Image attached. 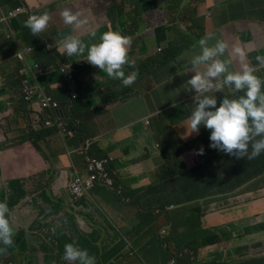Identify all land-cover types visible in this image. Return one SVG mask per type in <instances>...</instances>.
<instances>
[{
  "label": "crops",
  "instance_id": "0c3cea01",
  "mask_svg": "<svg viewBox=\"0 0 264 264\" xmlns=\"http://www.w3.org/2000/svg\"><path fill=\"white\" fill-rule=\"evenodd\" d=\"M21 4L27 6L32 15L45 11L49 14V24L43 30L49 43L61 44L66 36L75 35L87 45L98 42L105 31L128 36L131 41L128 57L136 66L159 55V50L166 51L172 44L190 43L192 48L178 58L176 65L159 69L158 62L156 70L137 79L130 95L122 98L127 101L112 109L110 106L108 113L101 117L90 114L89 98L92 103L101 100L100 93L113 81L99 69L92 71L95 66L71 67V73L80 79L77 82L82 99L72 109L78 135L68 146L80 147L83 140L93 139V155L99 158L111 155L116 159L110 166L116 190L100 185L89 198L74 201L68 192L72 180L71 161L65 156L64 143L57 134H44L34 145L15 144L2 149L1 144L7 141L4 133L11 140L15 138L22 115L16 106L13 85L17 65L11 57L14 44L0 36V100L5 101L0 110L3 137L0 139V182L9 179L11 183L5 192L14 227L13 240L18 244L14 264H59L65 243L87 249L95 258V264H169L164 256L168 253L166 247L163 246V256L162 251L156 253L157 242H162L163 234L171 244L175 228H184V225L177 219L176 211L167 212L169 207L178 206L176 188L171 190L160 184L168 165L164 151H172L175 144L169 142L165 147L163 139L172 135L189 141L209 135V130L204 128L198 133H189L188 115L200 94L186 81L195 71L205 68L200 65L193 69L190 65L192 56L199 52V45L194 48L197 42L192 33L203 30L201 36L210 35V44L217 39L223 41L226 49L221 59L230 61V71H239L247 65L264 79V64L256 59L264 57V0H3L5 8ZM5 8H0V15ZM65 8L78 12L82 23L64 24L60 13ZM24 22L25 17L12 21L19 31L18 42L34 45L36 58L45 65L54 63L41 52L40 43L24 27ZM93 32L95 37L91 35ZM236 48L244 51L243 57L234 51ZM58 54L53 52L59 61L66 63ZM77 57L85 59L84 55ZM212 79L222 85L220 90H211L218 106L224 96L232 98L233 95L229 87L223 86L222 77ZM148 119L155 120L162 136L157 138L158 132L147 128ZM95 138H99L98 142ZM259 156L263 157L264 152ZM72 160L82 171L83 158L75 154ZM30 170L34 171L33 181L28 174ZM5 171L9 173L8 178L3 175ZM188 206L202 209V224L198 227L204 236L213 232L225 239L226 231L233 235L230 241L225 239L201 248L199 259L208 263L237 264L246 255L253 257L251 252L254 258L264 256V231L245 235L246 228L258 223L264 225V175L229 197L218 193ZM182 218L187 220L188 213ZM189 231L197 230L191 226ZM38 245L41 248L45 245V256L41 259L29 255Z\"/></svg>",
  "mask_w": 264,
  "mask_h": 264
},
{
  "label": "clouds",
  "instance_id": "9594fccd",
  "mask_svg": "<svg viewBox=\"0 0 264 264\" xmlns=\"http://www.w3.org/2000/svg\"><path fill=\"white\" fill-rule=\"evenodd\" d=\"M1 7L5 8L3 0H0ZM5 9L6 11L0 15V36L5 41L14 44L11 57L17 61V65L13 85L16 91V106L21 110L22 123L19 124L15 138L12 140L8 138L7 133H4L7 141L5 140L6 142L1 144L2 149L9 148L15 144L22 147L34 145L38 143L33 137L34 134L42 133L41 136H44V134L49 132L55 133L64 143L65 156L71 161L72 180L68 185V192L74 201L89 198L91 193L100 185L107 187L111 191H115L116 181L110 171V166L116 160L115 157L109 155L108 157L99 158L93 155L91 153V148L94 144L93 139L83 140L80 147L68 146V142L78 135L77 124L72 119V109L82 99V91L77 82L80 79L74 77L71 73V67L83 69V67L92 68L95 66L92 71L96 72L99 69L101 72L107 74L108 80L113 81L109 86L104 88L106 90L103 94L100 93L99 97H101V100H96L92 103V99L89 98L91 103L89 106L90 114L101 117L108 113L107 110L110 106L112 109L113 106L127 101L128 99L123 101L122 98L130 95L133 90V87L130 88V85L132 86L138 81L136 80L137 71H129V69L137 67L128 57V46L131 43L130 38L116 31H105L99 36L98 42L87 45L75 35L66 36L61 41V44L55 42L49 43L45 40L43 31L50 21V16L46 11L39 15H32V12L24 4ZM111 10L113 11L114 8L112 7ZM10 13L13 14L10 15ZM60 15L64 24L79 25L82 23L78 19L79 13L73 12L70 9L65 8L61 11ZM20 17H25L24 27L27 30L30 29L31 32L29 33L40 43L41 52L52 58L54 63L45 65L36 58V47L34 45H21L18 42L17 36L19 31L12 25V21ZM114 18L116 19V17ZM192 34H194L193 37L196 38L197 42L194 48L199 45V52L192 56L190 65L193 69L200 65H204L205 68L203 71H195L194 75L186 81V84L192 90L200 94L196 96L194 107L190 109V115H188L189 133H198L201 128H204L209 130V135L204 134L189 141L205 138L209 140L208 147L210 149L234 156L237 159L244 157L247 159L254 158L256 161L260 160L264 163V156H259L264 152V91H262L264 79L257 76L254 70L247 65H243L239 71H230L228 67L230 61L228 59H221L226 49V44L223 41L217 39L215 43L210 44V35L202 37L200 31ZM91 35L95 37L96 34L93 32ZM191 48L192 44L190 43L172 44L166 51L163 49L159 50L160 54L155 57L153 56L148 61H155L156 67L159 62V69L171 64L176 65L178 58L187 53ZM234 51L239 53L241 57L245 54L240 48H236ZM53 52L59 53L58 55L66 59L67 62L62 63L59 61L58 56H54ZM81 55H84L85 59L77 57ZM72 59L74 60L72 61ZM256 59L261 64H264V57L257 56ZM156 67L153 69L156 70ZM52 73H56L57 76L52 77ZM47 77L48 80H45ZM220 77H222L223 86L229 87L233 96L232 98L224 96L217 106V98L211 93V90H220L222 85L218 80H213L212 78ZM123 88L131 89V91L121 93ZM95 91L96 89L93 93ZM146 124L148 126L150 122L147 121ZM0 134L2 137V132ZM95 140L98 142L99 138H95ZM181 140L184 141L183 139ZM178 147L179 144L176 142L172 151H164V155L168 159L166 170L177 162L176 158L170 160L168 154H177L178 157L180 155L184 161L183 165L186 170H190L199 163L197 159H193L191 153L189 154L191 151L180 153L176 151ZM75 154L81 156L84 160L85 167L82 171L77 169L75 162L72 160ZM195 154L203 155L204 147L201 146L196 149ZM89 158L108 160L107 172L113 184L98 183L87 194L82 197H75L71 192V185L78 175L84 180L88 179L87 161ZM260 176L253 178L245 185ZM161 179L162 177L160 181ZM160 184L165 185L163 182H160ZM118 193L121 194L119 190ZM234 193L224 196L229 197ZM5 196L6 194L0 195L2 198ZM29 198H31V195H29ZM200 201L189 204L191 205ZM189 208L195 210L198 206L189 207L187 203L182 206L178 205L177 208L169 207L167 212L169 213L172 210L176 211L177 214V210L182 212L184 209ZM221 209L225 208L222 207ZM261 224L258 223L246 228L245 235L264 231V225ZM226 233L229 234L228 231ZM13 237H15L14 227L9 217V209L5 197L4 201H0V245L12 246L11 258H8L12 259L10 264H14L13 255L18 248V244L13 240ZM232 238V234L229 239L225 237L228 241ZM160 239L162 242H165L164 247L168 251L165 258L169 261V264H182L184 263L183 260L188 257L191 258L190 264H219L214 262L208 263L204 259L198 258V252L201 248L208 247L209 245L205 244V242L202 245L203 239L201 238L199 243L190 240V242H183L181 244L178 243L176 238L170 244L163 237V234ZM42 248L40 245L36 246L34 251L29 253V255L36 259H41L45 256V245ZM4 250V247H0V252ZM251 255L253 257L247 255V258L240 259L242 262L238 261L240 263L237 264L264 260V256L254 258L255 255L252 252ZM68 261L76 262V264H95V258L89 255L87 249H82L73 243L64 244L63 256L59 259V264H70ZM222 264L229 263L227 261Z\"/></svg>",
  "mask_w": 264,
  "mask_h": 264
},
{
  "label": "trees",
  "instance_id": "16d2710c",
  "mask_svg": "<svg viewBox=\"0 0 264 264\" xmlns=\"http://www.w3.org/2000/svg\"><path fill=\"white\" fill-rule=\"evenodd\" d=\"M131 91V89L123 88L121 93ZM50 133V132H49ZM44 134V132H43ZM41 134H34L33 137L38 142L41 139ZM185 143V146L183 145ZM209 140L205 138H197L193 141V145L188 142L181 141L179 146L183 145V149L191 151L193 159H197L199 163L190 170L184 168V161L182 157L177 154H171L169 159L176 158L177 162L164 170L160 182L165 183V187L173 190L176 188L178 197V205H186L187 203L197 202L204 199L212 198L218 195H229L244 186L253 178L264 174V163L260 160L247 159L246 157L237 159L234 156H229L223 152H218L215 149L208 147ZM204 147L203 155H196L195 150L199 147ZM250 150V149H249ZM185 152V151H184ZM180 153H183L180 152ZM203 216L202 209L196 208L187 218V222L191 223L195 228L198 224H202L201 217ZM226 239L231 237V234L226 233ZM200 236H204L202 232H193L188 237H182L184 242H190L189 239L195 243L200 242ZM223 238L219 237L213 232L208 233V237L204 236L202 241L205 244L219 243ZM204 244V245H205ZM12 259L2 258L3 264H10ZM250 264H264V260L260 262H249ZM248 262L241 264H249Z\"/></svg>",
  "mask_w": 264,
  "mask_h": 264
},
{
  "label": "rangeland",
  "instance_id": "374dc122",
  "mask_svg": "<svg viewBox=\"0 0 264 264\" xmlns=\"http://www.w3.org/2000/svg\"><path fill=\"white\" fill-rule=\"evenodd\" d=\"M28 31L31 32L30 29H28ZM200 32L202 33L203 30H201ZM155 67H156L155 61H153V62L150 61L149 62L147 60V61H144L143 63H141L140 65H138L137 67H135L133 69H129V71L131 72L133 70H136L137 71V78L138 79H141V78L147 77L148 74H151L152 69L155 68ZM137 78H136V80H137ZM135 85H136V83L134 85H132V86L130 85V88L134 87ZM3 105H5V101L3 99H1L0 100V110H2ZM121 107H124V106H121ZM129 111L132 112V109L131 110L129 109ZM148 121L150 122V125H148L147 128L148 129H151V130L152 129H155L157 131V127H156L155 120L153 119V121H151V120L148 119ZM169 133H171V132H169ZM162 135H163L162 133L158 132L157 138L160 137V136H162ZM2 138L3 137H0V139H2ZM176 141L178 142V144H180V142L182 140L180 138H178V137H175V136H172L171 135V136L163 139V144H164L165 147H167V144L169 142H171V144H172V143H176ZM186 142H188V144H190V145H193V141H186ZM183 145L185 146V143ZM183 145L179 146L178 149H176V151L177 152L187 151L188 149H183ZM42 169H43V167L39 168V171H41ZM33 173H34L33 170L28 171V174L31 177V180L32 181L35 179V177L32 175ZM3 175L6 178H8L9 177L8 171H5L3 173ZM8 184H11L9 179H3L0 182V195H3V194L5 195L6 194L5 190L9 187ZM5 197L4 198L0 197V201H4ZM32 197L33 196L31 195V198ZM192 211L194 212V209H191V208L184 209L182 212L179 211V210H177V214H176L177 215V219L180 220L183 223L184 228H175V230H174V237L172 235L171 241L176 238V240L178 241V243L181 244V243L184 242L182 240V237H188L189 238L193 234L192 232L189 231V228L191 226L192 227H194V226L192 224L190 225V223L187 222V220H183V218H182V216L184 214L188 213V215H189ZM202 218H203V216L201 217V221H202ZM195 229L197 230L198 233H200V231L202 230L199 227H196ZM203 232L206 233V231H203ZM189 240H191V239H189ZM157 243L159 244V248H157L156 253H159V252L161 253V251L163 250V246L165 245V242L163 241V242H157ZM0 247H4L5 248V250L3 252H0V264H2V262H1L2 261V258H4V259L11 258L10 253H11V250H12V246L11 245L10 246L0 245ZM252 254H254V253H252ZM163 255H164V251H162V256ZM164 256L167 257L166 252H165V255ZM244 258H247V255ZM183 261L186 264H190L191 258L190 257L185 258ZM233 262H235V261L233 260Z\"/></svg>",
  "mask_w": 264,
  "mask_h": 264
},
{
  "label": "built area",
  "instance_id": "2783aa9c",
  "mask_svg": "<svg viewBox=\"0 0 264 264\" xmlns=\"http://www.w3.org/2000/svg\"><path fill=\"white\" fill-rule=\"evenodd\" d=\"M13 13H10L12 15ZM3 20V19H2ZM107 159L89 158L87 161V178L84 180L78 175L71 185V192L75 197H82L98 183L112 185V179L107 172Z\"/></svg>",
  "mask_w": 264,
  "mask_h": 264
}]
</instances>
